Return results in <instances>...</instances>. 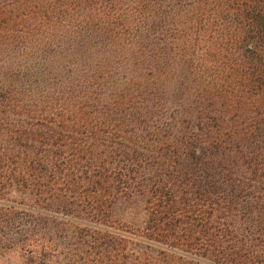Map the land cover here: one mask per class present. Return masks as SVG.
I'll return each mask as SVG.
<instances>
[{
	"label": "trees",
	"instance_id": "trees-1",
	"mask_svg": "<svg viewBox=\"0 0 264 264\" xmlns=\"http://www.w3.org/2000/svg\"><path fill=\"white\" fill-rule=\"evenodd\" d=\"M63 5L61 26L72 31L70 43L83 52L81 70H71L81 89H57L53 103L41 109L13 97L24 117L1 110L0 249L17 245L39 264H264V177L248 175L254 167L237 172L235 197L231 177L221 171L195 182L201 175L186 165L178 168V148L169 141L168 153L155 151L161 166L145 183L150 156L145 151L162 148L166 139L143 134L146 129L131 121L117 123L121 120L109 110L97 113L94 107L99 100L114 105L113 114L117 103L134 107L147 100L148 88L161 95L166 89L159 76L176 71L185 112L205 123L211 145L221 134L238 131L232 123L237 115L244 117L242 131L264 127V0H66ZM29 58L13 75H26ZM41 58L51 62L55 56ZM90 59L105 68L101 77L110 68L119 71V90L133 85L125 101L104 93L92 103L102 83L92 79L96 71H85ZM44 72L33 71L38 81H47ZM124 95L118 91L119 99ZM194 128L200 132L199 124ZM126 131L140 141L141 133L148 137L150 148L136 141L142 151L134 156L105 149L103 155L91 151L74 160L58 150L56 135ZM251 164L264 169V157ZM131 188L145 194L147 209L136 235L115 228L109 217L116 196ZM13 189L28 202L3 199Z\"/></svg>",
	"mask_w": 264,
	"mask_h": 264
},
{
	"label": "rangeland",
	"instance_id": "rangeland-1",
	"mask_svg": "<svg viewBox=\"0 0 264 264\" xmlns=\"http://www.w3.org/2000/svg\"><path fill=\"white\" fill-rule=\"evenodd\" d=\"M65 1L0 0V101L2 103L0 123H2L1 118L4 117L1 112L3 108L10 109L14 113V117H24L20 108L13 105L16 97L28 99L27 103L36 104V107L41 109V107L47 108L53 103L52 99L59 95L57 89H67L71 93H77L81 89L79 81L76 80L71 70L74 72L81 70L83 52L78 44L72 46L70 43L72 31L64 30L65 27L61 26V19L66 16L62 11V9H66L63 5ZM48 56H55V58L51 62H47L44 58L39 59V57ZM26 57H30L26 75L18 78L13 75L14 69L18 64H22ZM39 69L46 72L42 74V77L47 81L37 80L38 75L33 71ZM103 69L105 70L103 66H97L92 59L87 61L85 71L87 73L96 71V75L92 79L102 83L99 88L100 94H96L97 100L92 103L95 104L104 93L107 95L114 93L113 95L118 101H125L128 92L134 91L133 85H125L128 90H119L121 82V74L117 73L119 71L110 68L105 71L107 74L101 77L98 74L102 73ZM53 71H58L59 75L53 76ZM14 78H16L15 81H13ZM114 80L117 82L115 83ZM18 81H24L25 85L20 86ZM159 81L161 87L166 90L160 95L158 89L148 88L147 100L139 99V102L134 103V107H128L129 103L125 102L117 103V112L113 114L114 105L112 104L99 100L100 104L94 106L98 110H96L97 113L107 109L110 111V117H119L121 121H117V123L131 121L132 125L146 129L141 130L143 134L160 138V140L166 139V144L162 148L145 151L150 155L144 163L145 168L149 169L147 176H143L145 183H149L150 179L147 177H152L155 169H159L161 166V160L156 155L168 153L167 144L169 141L178 148L177 156L174 155L178 161L176 166L183 169L182 166L186 165L188 169L201 175L194 177L195 182L199 181L198 178L202 179L203 177L211 180L212 173L216 170L221 171L224 176L231 177L230 182L234 183H232L234 187L237 172L244 173L242 170L248 167L251 169L254 167L248 175L258 176L261 174L264 177V169H257L254 164H251L258 157H264L263 126L260 125L258 129L251 132L242 131L244 117L242 114L237 115L232 123L238 131H235L233 135L221 134L215 144L211 145L209 142L213 141V134L205 123L200 122L195 115L190 116L185 112L187 107L182 104L185 90L180 85V78L176 75V71L172 73L169 71L165 75L161 74ZM116 86L117 88H115ZM161 87H158L159 90L162 89ZM118 91L119 94L126 93V95L119 99ZM154 94L160 96L155 97ZM104 97L107 99L106 95ZM180 103L181 105H179ZM17 112L18 114H16ZM206 122L209 120L206 119ZM195 124H199L200 132L199 129L194 128ZM142 133L143 140L141 141L134 137L130 131L106 135L96 133L86 137H81L78 134H73L70 137L56 135V139L62 143L58 150L69 153L68 156L72 160L76 154L87 156L89 152L93 151L97 155L102 154L105 149H112L115 153H119L118 150H120L127 156H134L142 151L136 145V141L143 143L142 145L146 147H149L151 143V140ZM80 162L82 160H79ZM160 170L157 172L158 174L161 172ZM178 178L183 179V176L180 175ZM234 189L236 197L240 190L235 187ZM128 191L123 195L119 193L116 196L110 206L109 217L113 220L112 225L115 228L136 235L142 233L141 229L147 219L145 194L132 188ZM4 197H6L3 198L5 200L28 202L27 197L22 196L15 189L9 190ZM132 240L146 244L140 238L133 237ZM39 261V258L26 253L17 245L0 249V264H39Z\"/></svg>",
	"mask_w": 264,
	"mask_h": 264
}]
</instances>
